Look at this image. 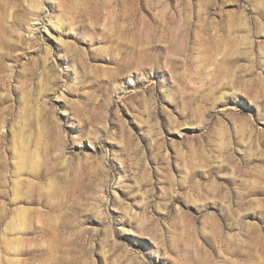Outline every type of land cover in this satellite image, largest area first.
<instances>
[{
	"label": "rangeland",
	"instance_id": "374dc122",
	"mask_svg": "<svg viewBox=\"0 0 264 264\" xmlns=\"http://www.w3.org/2000/svg\"><path fill=\"white\" fill-rule=\"evenodd\" d=\"M0 264H264V0H0Z\"/></svg>",
	"mask_w": 264,
	"mask_h": 264
}]
</instances>
